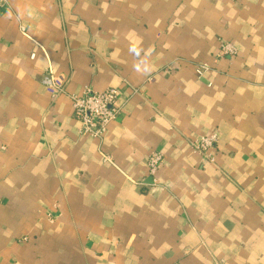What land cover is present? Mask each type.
Here are the masks:
<instances>
[{
    "label": "crops",
    "instance_id": "1",
    "mask_svg": "<svg viewBox=\"0 0 264 264\" xmlns=\"http://www.w3.org/2000/svg\"><path fill=\"white\" fill-rule=\"evenodd\" d=\"M88 88L118 92L103 143L68 97ZM0 264H264V0H7Z\"/></svg>",
    "mask_w": 264,
    "mask_h": 264
},
{
    "label": "built area",
    "instance_id": "2",
    "mask_svg": "<svg viewBox=\"0 0 264 264\" xmlns=\"http://www.w3.org/2000/svg\"><path fill=\"white\" fill-rule=\"evenodd\" d=\"M7 6V0H0V9ZM22 32L25 31L21 27ZM238 54L237 48L230 43H222L218 50L217 57H234ZM32 59L35 58L33 54ZM209 67L204 64L197 69L199 77L204 76ZM43 86L50 93L55 101L59 96L66 95L65 85L49 70L42 79ZM73 107L75 119L80 123L81 136L88 137L103 143L106 139L110 124L116 121L119 114L118 92L109 89L103 93H97L92 89H86L82 95L68 94ZM219 140L218 133L203 136L198 141L192 143L193 148L213 160L211 151L214 150ZM105 163H113L109 156L103 155ZM163 156L160 153H152L148 161L149 174L154 176L163 165Z\"/></svg>",
    "mask_w": 264,
    "mask_h": 264
}]
</instances>
